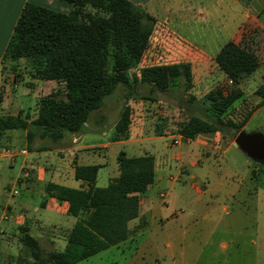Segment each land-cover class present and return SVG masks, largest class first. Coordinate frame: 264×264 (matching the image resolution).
I'll use <instances>...</instances> for the list:
<instances>
[{"label":"trees","instance_id":"16d2710c","mask_svg":"<svg viewBox=\"0 0 264 264\" xmlns=\"http://www.w3.org/2000/svg\"><path fill=\"white\" fill-rule=\"evenodd\" d=\"M67 1L78 7L89 4L105 15L86 13L81 15L85 21H79L60 10L30 1L22 3L1 60L29 57L32 76L60 81L64 91L59 97L57 90L40 96L32 117L21 110L0 113V148L9 145L12 130L24 131L27 146L34 137L46 142L39 148L67 143L70 135L84 129L90 112L100 107L103 97L117 84L123 86L126 100L113 122L111 138L125 137L130 109L126 101L136 97L134 84L146 83L149 91L165 90L174 78L182 76L183 90L190 86L188 63L137 66L153 20L141 6L131 0ZM76 12L81 13V9L75 8L72 15ZM251 21L247 17L237 28L235 38L224 41L213 55L215 64L228 79L224 93L207 106L213 116L187 112L176 122L175 132L193 138L198 133L219 131L233 138L254 108L264 104L262 80L253 89L257 101L239 118L221 115L241 96V79L264 61V50L260 48L264 34L258 35L250 26ZM139 97L151 98L142 94ZM189 98L191 101L193 96ZM115 160L118 173L103 185L95 184L98 163H74L73 176L84 181L85 186L43 183L46 195L66 200L68 211L77 214L79 210L81 215L69 227L62 250L42 253L28 228L20 227V242L28 249L33 264H71L134 233L128 221L137 215L139 194L153 180V157L149 153L126 155L119 150Z\"/></svg>","mask_w":264,"mask_h":264},{"label":"rangeland","instance_id":"374dc122","mask_svg":"<svg viewBox=\"0 0 264 264\" xmlns=\"http://www.w3.org/2000/svg\"><path fill=\"white\" fill-rule=\"evenodd\" d=\"M52 6L50 8L56 9L55 5ZM139 6L155 16L148 13L152 16V25L137 64L165 63L181 66L188 63L191 82L186 91L183 90L182 76L174 78L165 90L149 91L146 83H136L133 92L136 97L129 99L130 109L143 107L148 110L149 122L155 125L168 124L170 133H175L176 122L183 119L187 112L213 116V112L207 106L220 97L228 86L227 76L215 64L213 55L224 41L231 37L235 38L237 28L247 17L252 19L250 26L254 27L257 34H264V0H149L146 5ZM192 10L201 12L203 16L193 17ZM260 48L264 50L261 41ZM26 64H29L28 58L21 56L14 61H5V68L9 69L13 66V69L26 78L25 69L28 68ZM262 80H264V61L241 79L239 82L241 96L235 99L221 115L239 118L249 105L257 101L253 89ZM53 85L57 90L56 96L63 95L62 83L53 82ZM123 93V86L117 84L111 93L103 97L100 109L104 113L103 122L107 131L112 127L119 109L126 100ZM140 94L151 98H140ZM189 95L193 96L191 101H188ZM37 96V92L31 93L30 102L28 98H24V106L32 105ZM95 111L92 110L91 113L94 114ZM241 129L246 132L259 131L264 135V104L254 108ZM170 133L168 136L158 137L157 140L158 150L169 159L174 158L177 150L183 146L182 141L177 144L171 143ZM219 133L227 142L233 140L228 135ZM120 147L127 154L142 152L137 144H124ZM89 148L102 151L101 146H89ZM226 154L234 159L233 165L225 164L220 157L214 158L210 155L200 166L193 168L196 180L207 176L211 182L220 176L231 175L229 172L232 167L239 168L243 173L245 166L250 165L251 178L243 179L241 184V193L244 194L251 182L250 196L246 194L244 198L241 196L230 201L224 197L226 192L220 191L217 197L211 195L207 203L211 213L206 220L197 221L196 224L202 226L198 232H195L196 227L192 225H188L186 231L180 232L181 221L173 222V219L167 222L172 230H168L167 235L164 233V237L160 236L157 239L156 248L140 245L143 237L149 235V232L145 231L135 239L117 246L110 245L71 264H190L188 259L194 258L197 252L203 259L197 264H264V163L247 156L237 146H231L228 152L224 153V158ZM94 160H98L97 157ZM175 160L173 159L172 162ZM242 160H245L246 165ZM19 164L20 156H17L14 162H9L7 156L0 155V189H5L0 190V216L4 212H9L11 215L9 219L0 217V228L3 230H0V262L3 264H33L28 249L20 242L22 233L20 227L25 226V214L32 224L31 233L38 234L37 241L42 253L51 249L62 250L64 245L60 241L68 230L71 219V216L66 219L42 208H39L38 212L32 210V206L24 201L26 193L24 185L16 181V176L20 173ZM165 172L175 175L173 167L165 169ZM99 174L98 185L102 182L100 171ZM13 188L17 191L15 194L11 193ZM192 197L193 194L188 195V202L173 197L169 206L180 209L178 216L182 217L185 211L193 207L190 203ZM4 203H8L11 207L6 204L2 206ZM223 203L230 213L222 214L219 228L214 229L216 215L223 213L221 211ZM237 208L239 211L233 212L238 210ZM41 217L44 221L39 223L40 227L37 228L35 220ZM175 229H179V232H175ZM48 237H54L57 242L48 241ZM166 241H170V247L167 246ZM222 242L225 243L224 246L221 245ZM196 243L202 247L199 245L192 247Z\"/></svg>","mask_w":264,"mask_h":264},{"label":"crops","instance_id":"0c3cea01","mask_svg":"<svg viewBox=\"0 0 264 264\" xmlns=\"http://www.w3.org/2000/svg\"><path fill=\"white\" fill-rule=\"evenodd\" d=\"M24 1L37 4L45 3L43 6L49 8L55 5L56 10L65 12L69 17L75 16V19L79 21H85V17H81V15L84 16L86 13H98L101 15H105V13L89 4H84L81 7L74 6L73 3L75 2L67 0H0V113H16L18 110H21L22 112H27L29 117H32L36 111L38 98L50 91L56 90L53 82H61L52 78L43 79L32 76L30 74L29 57H27L29 64H26L28 68L25 69L27 74L26 78L18 73L17 70L13 69L12 66L6 69V60H1V55L11 32L12 25ZM131 1L137 5H146L149 0ZM75 8L81 9V13L76 12L75 15H72V11ZM148 13L155 16L152 12L148 11ZM192 15L193 17L203 16L201 12L194 10H192ZM34 92L38 93L33 103L34 106L33 104L24 106L23 99L28 98V102H30L31 93ZM127 103L130 104V100H127ZM93 110L96 111L94 114L91 113L92 111L90 112L84 129L79 133L70 135L67 143L63 145L53 144L46 148H39L40 144L46 142H43L38 137H34L30 145L27 146L24 131L12 130L8 141L9 145L0 148V155L7 156L9 162H14L15 158L20 156V173L17 174L16 181L24 185L26 190L24 201L32 206L33 211L38 212L39 208H42L45 211L50 210L66 219L69 218L68 216H71L69 222L70 227L73 221L81 215L79 210L77 214L70 213L67 209L68 202L66 200H58L44 193L43 183L52 181L73 187L85 186L84 181L75 179L73 176L74 163H98L100 166L97 170L95 184H97V177L100 175V171L102 182L99 185H103L117 175L118 170L115 156L119 150L123 151L120 146L124 144H137L138 148L142 151L138 154H127L123 151L126 155H139L143 153L152 155L154 176L153 180L139 194L137 215L128 221V227H133L135 229L134 233L112 245L117 246L122 242L135 239L141 233L148 231L149 235L143 237L140 245L143 244L149 248H156L158 247L157 239L160 236L164 237L165 234L167 235V231L171 229V226L167 222L173 219V222L181 221L180 232L186 231L188 225L195 226V232L200 231L202 226L196 223H198V220H206L211 213L209 212L211 208L207 204L211 195L217 197L220 191H224L226 192L225 199L230 201L241 196L244 198L246 194L251 195L250 180L248 181L250 183L248 184V190L245 191L246 193H241L243 179L251 178L252 167L250 165L245 166L246 169L243 170V173H241L239 168L232 167V170L229 172L231 175L220 176L211 182L207 176H203V179L196 180V174L193 172V168L200 166L202 161L210 155L214 158L220 157L225 164L229 163L233 165L235 162L228 154H226L225 158L223 157L224 153H227L229 148L235 145L232 144V141L227 142L218 131L198 133L193 138L187 137L183 139V146L177 150L174 158L169 159L157 148L158 137L168 136L170 133L169 125H155V123L152 124L149 122L147 120V117H149L148 110L143 107L129 109V122L126 136L117 139L111 138L113 134L112 127L108 131L105 130L103 122L104 113L100 107ZM89 146H101L102 151L91 150ZM21 149L25 151L22 152ZM95 157L98 160L95 161ZM173 159L176 160L172 162ZM242 163L246 165L245 160H242ZM172 167L175 170L174 176L165 172V169ZM0 190L4 191L5 189L1 188ZM189 191L190 194H188ZM191 194H193V197L190 203L193 207L189 211H185L182 217H179L180 209L171 208L172 206H169L170 200L174 197L185 199L188 202V195L190 196ZM5 204L11 207L8 203H4L2 206H5ZM221 211L223 213L220 212L216 215L213 225L214 229L219 228L220 222L222 221V214L230 213L224 203L221 204ZM238 211L239 209L233 212L237 213ZM2 215L3 213L0 217L3 219ZM25 217V224H23L28 228V232L37 239L38 234L33 235L31 233L32 224L30 223V218L26 214ZM35 221L38 228L40 227L39 223L43 222L44 219L41 217ZM179 229H175L174 231L179 232ZM0 230L3 231L2 228ZM67 231L60 241L63 245ZM47 240L52 243L57 242L54 237H48ZM166 244L170 247V241H166ZM198 245L196 243L192 247ZM221 245L224 246L225 243L222 242ZM197 253L194 258L188 259L190 260V264H197L203 261L199 252ZM0 264L3 263L0 262Z\"/></svg>","mask_w":264,"mask_h":264},{"label":"water","instance_id":"95a60500","mask_svg":"<svg viewBox=\"0 0 264 264\" xmlns=\"http://www.w3.org/2000/svg\"><path fill=\"white\" fill-rule=\"evenodd\" d=\"M232 144L252 159L264 163V135L261 132L241 129L233 137Z\"/></svg>","mask_w":264,"mask_h":264},{"label":"built area","instance_id":"2783aa9c","mask_svg":"<svg viewBox=\"0 0 264 264\" xmlns=\"http://www.w3.org/2000/svg\"><path fill=\"white\" fill-rule=\"evenodd\" d=\"M145 64H148V63H144V64H140L137 66H142V65H145ZM136 67V66H135ZM134 67V68H135ZM187 137H184L182 134H180L179 132H175V133H170V141L171 143L173 144H177L179 143L180 141H182L183 139H186ZM22 152H24L25 150L24 149H21ZM17 191L13 188L11 189V193L12 194H15ZM3 218H10L11 215L9 212H4L3 215H2Z\"/></svg>","mask_w":264,"mask_h":264}]
</instances>
